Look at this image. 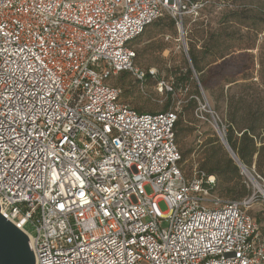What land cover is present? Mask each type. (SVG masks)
I'll use <instances>...</instances> for the list:
<instances>
[{
    "label": "built area",
    "instance_id": "built-area-1",
    "mask_svg": "<svg viewBox=\"0 0 264 264\" xmlns=\"http://www.w3.org/2000/svg\"><path fill=\"white\" fill-rule=\"evenodd\" d=\"M202 5L0 0V71L27 72L17 87L36 113L31 120L23 117L19 133L35 141L33 147L42 140L45 152L56 153L51 168V157L37 149L35 156L26 151L23 162L17 157L13 168L0 171L18 185L9 192L0 182V215L25 234L34 264H153L150 253L161 256L162 264L173 258L175 264H264V237L248 214L255 194L223 199L215 176L199 171L185 178L176 114H140L110 84L129 72L141 85L146 73L134 64L132 42L163 12L179 27L182 16L197 14ZM206 107L199 102L198 109ZM212 119L228 151L225 125ZM8 156L13 164L12 153ZM236 165L242 174L248 171Z\"/></svg>",
    "mask_w": 264,
    "mask_h": 264
},
{
    "label": "rangeland",
    "instance_id": "rangeland-1",
    "mask_svg": "<svg viewBox=\"0 0 264 264\" xmlns=\"http://www.w3.org/2000/svg\"><path fill=\"white\" fill-rule=\"evenodd\" d=\"M259 1V2H258ZM261 5V9L257 8ZM236 17H232V14ZM162 25H168L173 19L167 12H163L160 17ZM262 20V21H261ZM221 30L227 34H234L232 40L226 38V45H232V53L223 60L207 66L210 77V87L222 86L221 79H240L235 83L224 85V92L227 95L239 93L243 85L252 84L256 89L255 96L264 94V0H203V5L197 10V14H185L182 16V24L173 29L166 26H149L133 42L132 48L136 53L135 65L144 70L154 71V76L139 85L132 77L115 76L110 84L120 88L121 100L130 107L139 111L161 112L167 101L166 88L172 86L171 73L183 71L184 66L189 64L188 48L191 43L196 44V49L205 41L206 36L212 32ZM250 49H245L247 46ZM183 46L185 47L183 49ZM186 50V54L184 52ZM194 81L195 78L193 77ZM229 87V88H228ZM218 93H204L200 97V104H206L205 110L197 109L186 117L184 122L185 135L176 141L177 148L181 155L185 156L180 161L182 173L190 178L204 162L207 156L208 146L206 143L214 138L228 155L229 152L221 144L216 131L212 116L218 121L219 126L224 125L226 105L223 99L217 100ZM172 110L179 114L181 106L190 99H194L192 88L187 85L178 95L172 96ZM174 100L176 102L174 103ZM221 123V124H220ZM230 156V155H229ZM246 168V167H245ZM250 171L258 183L261 190H258L239 170L242 183L245 185L248 195L255 194L256 200L249 209L248 214L255 218L262 234L264 227V180L255 173L254 167ZM151 194L149 187L145 188ZM263 193H262V192ZM218 195L223 199L234 200L239 197L226 195L219 187ZM247 195V196H248ZM161 212H165L167 207L164 203H159ZM166 225L163 223V227Z\"/></svg>",
    "mask_w": 264,
    "mask_h": 264
},
{
    "label": "trees",
    "instance_id": "trees-1",
    "mask_svg": "<svg viewBox=\"0 0 264 264\" xmlns=\"http://www.w3.org/2000/svg\"><path fill=\"white\" fill-rule=\"evenodd\" d=\"M190 1L203 3V0ZM257 8L261 9V5H257ZM232 17H236V14L233 13ZM162 20L163 19L159 18L149 26H166L169 29L174 28L175 21L173 19L169 20L168 25H162V23H160ZM233 36L234 34L230 35L218 30L206 36V39L199 47V50L196 49V44H190L187 52L191 67L184 66L183 71L171 73V77H174L172 80V86L170 87V91L166 92L168 97L161 112H174L169 110L172 106V96L178 95L179 92L184 90L187 85L192 88V93L195 95V98H192L187 103L183 104V106H181V111L178 115H176V121L174 124L176 142L185 135L184 122H186V117H189L194 110L197 109V102L200 100L202 92L209 94L218 93L216 99H223L227 108L224 116V125L226 128L225 140L229 149L241 165L248 169L254 167L255 173L264 180V94L259 96L257 93L254 96L253 92H255L256 89L252 87V84L243 85V90L237 94L233 93L228 96L227 93L224 92V82V85H228L235 83L238 80L246 81V78H223L221 79L222 86L218 85L217 87L211 88L209 85L210 77L209 72L207 71V66L223 60L226 56L232 53L231 49L233 46L231 44L226 45L225 42L226 38L232 40ZM251 46L248 45L245 49H250L249 47ZM142 70L146 73L145 81L153 77L147 70ZM119 74L121 78L124 76H131L129 72H121ZM193 77L195 78V81ZM111 85L114 86L113 84ZM175 102L176 100H174V103ZM134 110L140 114L159 113L152 111H139L136 109ZM206 144L209 145L207 149V156L204 162L201 163L199 170L200 172L205 173V175H213L216 177L217 195L220 187L226 195H235L239 197L234 200L246 197L248 195V191L242 183L239 168L237 167L235 161L231 159L225 151H223L217 138L208 141ZM184 159L185 156L182 155L181 160ZM184 177L187 178L185 175ZM262 220L264 221V218H262ZM262 236L264 237V227L262 229Z\"/></svg>",
    "mask_w": 264,
    "mask_h": 264
},
{
    "label": "snow or ice",
    "instance_id": "snow-or-ice-1",
    "mask_svg": "<svg viewBox=\"0 0 264 264\" xmlns=\"http://www.w3.org/2000/svg\"><path fill=\"white\" fill-rule=\"evenodd\" d=\"M6 51V50H5ZM4 61L7 62L8 58L5 56ZM23 77H27V72L22 73ZM22 76H17L15 72L5 73L0 71V78L3 80V88H0V156L3 157V160H0V171H3L4 168H13L15 166V158H19L21 162L25 159V152L27 151L30 155L35 156L37 149L42 154V156H50L48 167L51 168L52 165H56V153L55 152H45V146H43V141H39L36 144V147H33V144L36 142L31 140L29 136H25L23 133H19V128L17 127L23 121L24 116H28L29 119H34L36 113L33 111L28 101L20 98V93L24 92L23 88L17 87L21 84ZM11 80V83H9ZM28 96H32V93H26ZM19 100V104L16 101ZM105 131H111L109 128H105ZM20 134L24 136L23 139L17 140L16 135ZM11 152L13 156V164H9L8 153ZM42 157H38V160ZM33 163H37L36 160ZM66 169H62L64 171ZM35 171V169H33ZM43 168H41V172ZM11 179V185L7 184V180ZM0 182H4L8 188V191L11 192L14 189H18L16 185V178L9 177L7 173H4L3 176H0ZM43 181H38V186ZM6 194V193H5ZM16 195H19V191H16ZM81 192V196H83ZM63 209L64 205H60ZM104 215H109L107 210H105ZM176 241L173 240V244ZM172 251L177 253L180 252L179 248H173ZM83 251V249H81ZM168 253V250H165V254ZM149 258L153 261V264H162L161 256H152L149 254ZM167 264V262H163ZM172 264H175V258H173Z\"/></svg>",
    "mask_w": 264,
    "mask_h": 264
},
{
    "label": "water",
    "instance_id": "water-1",
    "mask_svg": "<svg viewBox=\"0 0 264 264\" xmlns=\"http://www.w3.org/2000/svg\"><path fill=\"white\" fill-rule=\"evenodd\" d=\"M230 158L238 163L228 149ZM240 163V162H239ZM0 264H34L28 239L18 228L0 215Z\"/></svg>",
    "mask_w": 264,
    "mask_h": 264
},
{
    "label": "bare ground",
    "instance_id": "bare-ground-1",
    "mask_svg": "<svg viewBox=\"0 0 264 264\" xmlns=\"http://www.w3.org/2000/svg\"><path fill=\"white\" fill-rule=\"evenodd\" d=\"M244 174H245L246 178L253 184V186L258 188V190H261V188L259 187L258 183L255 181V179H254V177L250 171H245ZM263 195H264V193H263Z\"/></svg>",
    "mask_w": 264,
    "mask_h": 264
}]
</instances>
